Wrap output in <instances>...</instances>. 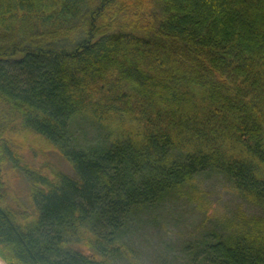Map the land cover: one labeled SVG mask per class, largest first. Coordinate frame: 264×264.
Returning a JSON list of instances; mask_svg holds the SVG:
<instances>
[{
  "label": "trees",
  "instance_id": "obj_1",
  "mask_svg": "<svg viewBox=\"0 0 264 264\" xmlns=\"http://www.w3.org/2000/svg\"><path fill=\"white\" fill-rule=\"evenodd\" d=\"M211 174L241 204L206 201ZM182 206L177 264H264V0H0V260L134 262L139 222Z\"/></svg>",
  "mask_w": 264,
  "mask_h": 264
},
{
  "label": "rangeland",
  "instance_id": "obj_2",
  "mask_svg": "<svg viewBox=\"0 0 264 264\" xmlns=\"http://www.w3.org/2000/svg\"><path fill=\"white\" fill-rule=\"evenodd\" d=\"M14 148L23 160L44 171H61L71 174L67 164L51 148L32 136L17 134L14 136ZM8 183L13 195L28 205L27 185L21 174L7 170ZM205 199L217 208H232L241 201L230 191L226 181L213 174L203 179ZM244 210L256 213L252 207L244 205ZM198 216L185 206L167 207L154 221L143 218L139 222L131 242L134 248V262L117 264H177L181 262L180 246L189 240L198 225ZM2 264H5L0 260Z\"/></svg>",
  "mask_w": 264,
  "mask_h": 264
},
{
  "label": "water",
  "instance_id": "obj_3",
  "mask_svg": "<svg viewBox=\"0 0 264 264\" xmlns=\"http://www.w3.org/2000/svg\"><path fill=\"white\" fill-rule=\"evenodd\" d=\"M0 264H2V263L0 262Z\"/></svg>",
  "mask_w": 264,
  "mask_h": 264
}]
</instances>
